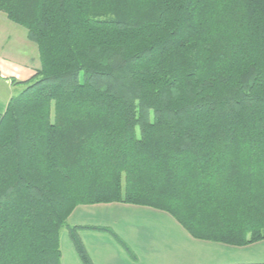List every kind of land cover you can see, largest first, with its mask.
<instances>
[{
    "label": "trees",
    "instance_id": "trees-1",
    "mask_svg": "<svg viewBox=\"0 0 264 264\" xmlns=\"http://www.w3.org/2000/svg\"><path fill=\"white\" fill-rule=\"evenodd\" d=\"M41 67L0 121V264H94L80 205L264 241V0H0ZM264 264V262L236 263Z\"/></svg>",
    "mask_w": 264,
    "mask_h": 264
},
{
    "label": "crops",
    "instance_id": "crops-1",
    "mask_svg": "<svg viewBox=\"0 0 264 264\" xmlns=\"http://www.w3.org/2000/svg\"><path fill=\"white\" fill-rule=\"evenodd\" d=\"M40 67L39 48L28 38L26 28L0 11V121L10 99L21 92ZM113 207L117 212L110 213ZM96 211H101L98 217ZM68 221L75 226L112 228L136 256L131 257L112 234L82 229L80 236L94 264H161L163 258L171 262L178 256L173 251L165 254L164 247L179 241L202 251V261L196 259V264L264 262V241L242 247L196 239L170 213L149 206L119 202L80 205ZM61 250V264H83L68 231L61 234Z\"/></svg>",
    "mask_w": 264,
    "mask_h": 264
},
{
    "label": "rangeland",
    "instance_id": "rangeland-1",
    "mask_svg": "<svg viewBox=\"0 0 264 264\" xmlns=\"http://www.w3.org/2000/svg\"><path fill=\"white\" fill-rule=\"evenodd\" d=\"M34 76L29 81H27L24 84V87L22 88V90H24L25 88H27L34 81V79H35ZM109 211H110V213L117 212L114 207H113V209L110 208ZM100 213H101V211H96V215H97L96 217H98ZM62 232H63V236H64L65 234H67V229L64 228L62 230ZM263 248H260V249H263ZM163 251H164V253L165 252L168 253L169 251H173V253L175 254V256H178V258H177V260L175 259V260H172L171 262H169L168 259L165 260L163 258L161 260V264H184L183 262H186V260L188 261L190 259H193V260H192V262H190L188 264H196V261H197L196 259L202 261V257H203L202 251H198L196 248H191L189 246L187 247V244H184L182 241H179L178 244L170 245L169 248L164 247V250ZM147 260H149V259H147Z\"/></svg>",
    "mask_w": 264,
    "mask_h": 264
}]
</instances>
